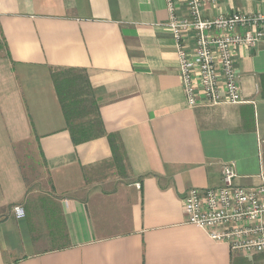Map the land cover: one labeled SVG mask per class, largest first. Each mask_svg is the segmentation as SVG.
Returning a JSON list of instances; mask_svg holds the SVG:
<instances>
[{
	"label": "crops",
	"instance_id": "crops-1",
	"mask_svg": "<svg viewBox=\"0 0 264 264\" xmlns=\"http://www.w3.org/2000/svg\"><path fill=\"white\" fill-rule=\"evenodd\" d=\"M170 20L167 0H0V264H264L188 224L183 203L226 164L235 184L264 182V40L238 51L245 103L191 108ZM65 69L88 75L105 136L73 142L53 78Z\"/></svg>",
	"mask_w": 264,
	"mask_h": 264
},
{
	"label": "built area",
	"instance_id": "built-area-1",
	"mask_svg": "<svg viewBox=\"0 0 264 264\" xmlns=\"http://www.w3.org/2000/svg\"><path fill=\"white\" fill-rule=\"evenodd\" d=\"M217 1L185 0L189 12L185 17L176 15L177 0H167L168 26L176 41L185 100L191 108L245 103L237 73L238 51L264 40V13L205 17L204 5ZM236 177L233 165L226 164L220 186L190 189L183 199L187 223L214 241L228 243L233 252L264 253V182L245 187L235 184ZM15 213L25 217L23 209L15 207Z\"/></svg>",
	"mask_w": 264,
	"mask_h": 264
},
{
	"label": "trees",
	"instance_id": "trees-1",
	"mask_svg": "<svg viewBox=\"0 0 264 264\" xmlns=\"http://www.w3.org/2000/svg\"><path fill=\"white\" fill-rule=\"evenodd\" d=\"M57 93L62 105L73 142L78 145L105 136L94 90L88 75L80 70L65 69L53 73ZM113 154L119 157V146L114 135H108Z\"/></svg>",
	"mask_w": 264,
	"mask_h": 264
}]
</instances>
